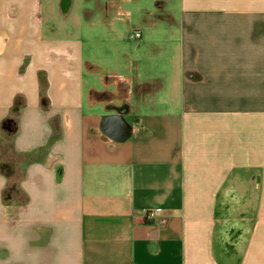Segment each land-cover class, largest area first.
<instances>
[{
	"label": "crops",
	"instance_id": "obj_1",
	"mask_svg": "<svg viewBox=\"0 0 264 264\" xmlns=\"http://www.w3.org/2000/svg\"><path fill=\"white\" fill-rule=\"evenodd\" d=\"M93 1L0 0V264H264V0Z\"/></svg>",
	"mask_w": 264,
	"mask_h": 264
},
{
	"label": "rangeland",
	"instance_id": "obj_2",
	"mask_svg": "<svg viewBox=\"0 0 264 264\" xmlns=\"http://www.w3.org/2000/svg\"><path fill=\"white\" fill-rule=\"evenodd\" d=\"M51 1L53 0H43V4L47 5L50 4ZM94 1L93 0H74V10L73 11L75 14L77 13L79 18H80V25L76 26V23L74 22L75 18L74 15L72 16H62L61 14H58V22L56 23L58 29H62L65 32H69V34H75L78 36L82 42H83V51L86 53L87 51V43L88 41L90 42L89 38L87 37L88 34H90V28L89 24H87V16L85 13V9L87 8H94ZM164 3L166 6H173L176 4V0H131L130 1V6H128V9L131 11L132 16V23L135 25L132 28H129L128 30H131L130 32L128 31L125 32L126 38H130V40L134 41V38L136 37V34H139V24H142L145 19H159L161 18V15L163 14L164 11L159 9V4ZM168 8V7H167ZM165 13V12H164ZM98 16H95L93 18L92 22H95L97 20ZM51 22V21H49ZM55 24V22H53ZM139 23V24H138ZM138 24V25H137ZM92 25V24H91ZM99 28L96 27L95 30ZM158 30V29H157ZM145 33V32H144ZM100 35L101 37L102 34L99 33V31H94V35ZM158 34L161 35L159 32ZM92 35V34H91ZM133 37V38H132Z\"/></svg>",
	"mask_w": 264,
	"mask_h": 264
},
{
	"label": "flooded vegetation",
	"instance_id": "obj_3",
	"mask_svg": "<svg viewBox=\"0 0 264 264\" xmlns=\"http://www.w3.org/2000/svg\"><path fill=\"white\" fill-rule=\"evenodd\" d=\"M70 3H71V0H62L63 7H66Z\"/></svg>",
	"mask_w": 264,
	"mask_h": 264
},
{
	"label": "built area",
	"instance_id": "obj_4",
	"mask_svg": "<svg viewBox=\"0 0 264 264\" xmlns=\"http://www.w3.org/2000/svg\"><path fill=\"white\" fill-rule=\"evenodd\" d=\"M148 217H149L150 219H153V218L155 217V213H154V212H149V213H148Z\"/></svg>",
	"mask_w": 264,
	"mask_h": 264
}]
</instances>
